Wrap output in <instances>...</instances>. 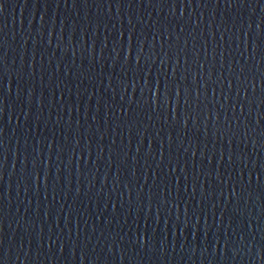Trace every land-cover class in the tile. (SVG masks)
<instances>
[{"label": "water", "instance_id": "obj_1", "mask_svg": "<svg viewBox=\"0 0 264 264\" xmlns=\"http://www.w3.org/2000/svg\"><path fill=\"white\" fill-rule=\"evenodd\" d=\"M0 264H264V0H0Z\"/></svg>", "mask_w": 264, "mask_h": 264}]
</instances>
